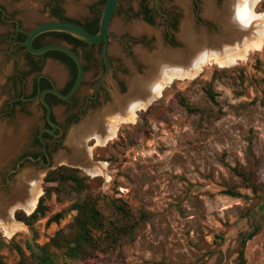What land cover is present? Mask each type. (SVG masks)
I'll return each mask as SVG.
<instances>
[{
	"label": "rangeland",
	"instance_id": "obj_1",
	"mask_svg": "<svg viewBox=\"0 0 264 264\" xmlns=\"http://www.w3.org/2000/svg\"><path fill=\"white\" fill-rule=\"evenodd\" d=\"M93 160L105 176L45 170L43 214L0 231V264H264V47L174 82ZM87 202L95 248L70 254Z\"/></svg>",
	"mask_w": 264,
	"mask_h": 264
},
{
	"label": "water",
	"instance_id": "obj_2",
	"mask_svg": "<svg viewBox=\"0 0 264 264\" xmlns=\"http://www.w3.org/2000/svg\"><path fill=\"white\" fill-rule=\"evenodd\" d=\"M38 1L43 2L44 0ZM38 1L0 0V5L6 6L7 15L10 19L14 18L19 21L21 18L25 27L30 28L31 31L26 33L27 39L23 43L29 53L35 56H44L49 52H61L67 55L78 68L77 80L68 95H62L55 88L44 91L40 95V101L47 111V123L56 129V125L50 119L52 109L45 101L47 93L55 95L62 101H68L80 91L85 80L87 86L83 88L80 94L82 97L89 92L88 85L93 83L90 73L85 77L81 59L68 46L50 44L39 49L34 48L32 46L33 41L41 35L64 33L79 40L86 46L103 44L102 55L105 63L108 64L107 50L109 37L112 32L110 56L116 66L121 62V58L129 70V75L123 77L127 85V92L122 95L115 82L111 81L110 78L107 79L105 88L111 95V101L101 107L99 111L91 112L77 126L70 128L64 126L62 128L63 133L59 137L61 147H58V150L53 146L50 147L47 159L52 161L44 168L41 167L42 162H35L33 159L18 163L19 160L30 157L29 154L32 151L37 154L40 153V149L34 147L33 143V138L39 132V126L43 122L42 111L40 109L37 111L36 109L38 101L33 100V102L26 103L25 110L29 117L18 116L12 123L0 119V210L10 206L27 184L41 172L45 170L49 172L53 169L52 166L63 161L81 163L82 158L75 153L72 146L74 137L80 131L91 126L95 120L111 116L121 111L131 99L144 96L143 85L155 78L159 67L163 63L167 61L186 63L197 50L203 47L226 44L246 34L253 24L254 8L261 0H222L221 3L217 0H200L201 26L196 23L194 17L193 1L175 0V6L179 8L182 14L179 31L176 33L177 42L175 47L164 43L162 30L150 28L140 21L125 24L118 16L113 20L119 0L61 1V5H64L67 15L76 18L86 15V5L91 4L94 13L97 16H101L100 28L96 35L89 33L77 24L68 22L48 21L38 27H33L36 22L42 19L38 10L39 7L42 8L43 6ZM154 1L157 2V0ZM64 15L67 16L65 13ZM85 19L78 18L81 22L85 21ZM208 25L210 26L208 27ZM123 35H129L135 39L147 37L153 40L151 41L152 45L149 49L143 46L130 48L129 51L132 53V57L136 59L133 62L126 58L116 43L115 38ZM79 52L82 56H85L84 51L79 50ZM2 60L3 57L0 55V63ZM12 65L17 69V73L20 72L24 75L21 79L10 77L9 84H6L8 78L6 75L11 73ZM22 66L23 59L18 50L8 61H5L2 68L0 65V103L8 95H28L31 93L32 81L37 75L32 70L22 71ZM42 71L50 76L58 86L64 87L63 85L67 81L68 75L62 67L49 62L43 67ZM55 119L58 124H61V109H55ZM43 132L42 130L41 133ZM40 138L44 143L43 138ZM76 169L81 170L80 168ZM35 211L36 208L30 215L25 214L31 216Z\"/></svg>",
	"mask_w": 264,
	"mask_h": 264
},
{
	"label": "flooded vegetation",
	"instance_id": "obj_3",
	"mask_svg": "<svg viewBox=\"0 0 264 264\" xmlns=\"http://www.w3.org/2000/svg\"><path fill=\"white\" fill-rule=\"evenodd\" d=\"M38 1V0H36ZM61 1L65 0H44L39 2L42 4V8L39 7L38 13L42 19L36 22L33 27H38L48 21L68 22L79 25L91 34L96 35L100 28L101 16H97L94 13L91 4L86 5L87 14L78 18H86L81 22L76 17H70L61 5ZM194 5V17L196 23L201 26L202 20L200 18V0H192ZM221 3L222 0H217ZM168 5V6H167ZM19 14L20 12L17 11ZM64 13L67 15L65 16ZM119 17L125 24H131L134 21H140L153 29H159L163 31V41L166 45L175 47L177 42L176 33L179 31V25L182 18L181 11L175 6V0H119V5L113 20ZM210 25H208L209 27ZM0 55L3 57L0 63L1 68L5 61H8L10 57L18 50L21 53L23 59L22 71L32 70L37 76L32 81L31 93L8 95L0 103V119L5 122L12 123L18 116H27L25 105L26 103L38 101L36 107L37 111H42V125L39 126V132L33 138L34 147L40 149V153L33 152L29 154L30 157L23 158L18 163H22L26 160L35 162H42L41 167H45L51 163L52 160H48V152L51 146L55 149L61 147L59 137L63 133L65 127H75L82 120L87 118L91 112L99 111L101 107L107 105L111 101V95L105 88L107 79L115 82L122 95L127 92V85L123 77L129 75V70L121 62L119 65H115L110 56L111 39L113 38L112 32L109 37L107 58L108 64L102 55L103 44L95 46L78 45L72 40L67 38L64 33H48L37 37L32 46L36 49L42 48L46 45L57 44L68 46L76 55L81 59L85 72V77L90 73V78L93 84L88 85L89 92L82 97L80 94L85 86L84 81L80 91L70 100L62 101L55 95L47 93L45 95V101L52 109L50 119L56 125V129L49 125L46 121L47 111L40 101V95L47 90L57 89L62 95H68L72 90L77 77L78 68L76 64L64 53L56 52L51 55L45 54L44 56H35L27 51L23 46L27 39V32H30L29 27H25L21 18L18 20L10 19L7 15L6 6L0 5ZM117 45L121 48L123 54L127 59L135 61V57H132L130 48L135 46H143L149 49L153 40L147 37L135 39L129 35H123L115 38ZM79 50L85 52V56H82ZM49 62L62 67L67 73L68 78L64 87L61 88L58 84L42 70ZM11 73L7 74L8 77L6 84H9L10 77H16L21 79L23 73H17V69L12 65ZM141 71V70H140ZM14 81V80H13ZM61 109L62 121L58 124L55 119V109ZM44 131L41 133V131ZM43 138L44 143L41 141ZM63 148V147H62ZM65 150V148H63ZM58 150V149H57Z\"/></svg>",
	"mask_w": 264,
	"mask_h": 264
},
{
	"label": "bare ground",
	"instance_id": "obj_4",
	"mask_svg": "<svg viewBox=\"0 0 264 264\" xmlns=\"http://www.w3.org/2000/svg\"><path fill=\"white\" fill-rule=\"evenodd\" d=\"M262 0L259 2L261 3ZM254 8L251 29L241 37L218 46L203 47L186 63L165 62L155 78L143 85L144 96L131 99L119 112L95 120L91 126L80 131L73 139V149L82 158L81 163L63 161L54 166L80 168L92 177L105 176L106 164L93 160V151L104 147L118 134L121 126L134 123L138 113L147 110L157 99L161 98L165 89L176 81L194 80L209 65L232 68L246 60L252 52H260L264 47V13ZM93 141L94 146L89 143ZM45 171L34 177L22 190L14 202L0 210V231L8 239L24 231V226L16 220V213L23 211L30 215L41 197V182Z\"/></svg>",
	"mask_w": 264,
	"mask_h": 264
},
{
	"label": "trees",
	"instance_id": "obj_5",
	"mask_svg": "<svg viewBox=\"0 0 264 264\" xmlns=\"http://www.w3.org/2000/svg\"><path fill=\"white\" fill-rule=\"evenodd\" d=\"M67 35V34H66ZM67 38H69L70 40H72L74 43L78 44V45H84L82 42H80L79 40L73 38L72 36L68 35L66 36ZM52 53H56V52H49L47 53L48 55L52 54ZM74 176H71V178H69V180L74 181L75 178H73ZM42 202L43 200H40V203L38 205V208L36 209V211L34 212V214H32L31 216H25V214H23V219L19 218L18 220L24 223H28V222H33L34 220H36L39 216V214H43L41 212L42 209ZM79 210L81 211L82 217H84V224H83V232H82V236L80 235V237H77L75 240H73V242L69 243L70 249H68L69 253H83L84 251H89V249H94V235H93V229L95 228H99L100 226V219H99V213L95 208L94 203L92 202H87L85 203L83 206H81L79 208ZM60 218V216H56V220H58ZM89 228V230H88ZM87 231H88V235H87ZM253 237V236H251ZM74 246V248H72ZM43 264H47L45 261H43Z\"/></svg>",
	"mask_w": 264,
	"mask_h": 264
}]
</instances>
